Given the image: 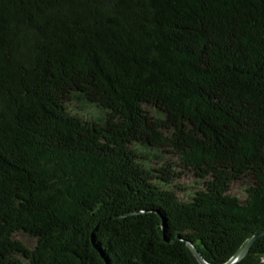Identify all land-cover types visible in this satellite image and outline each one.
Listing matches in <instances>:
<instances>
[{"label":"trees","instance_id":"trees-1","mask_svg":"<svg viewBox=\"0 0 264 264\" xmlns=\"http://www.w3.org/2000/svg\"><path fill=\"white\" fill-rule=\"evenodd\" d=\"M263 230L264 0H0V264H226Z\"/></svg>","mask_w":264,"mask_h":264},{"label":"water","instance_id":"water-1","mask_svg":"<svg viewBox=\"0 0 264 264\" xmlns=\"http://www.w3.org/2000/svg\"><path fill=\"white\" fill-rule=\"evenodd\" d=\"M262 236H264V230L260 234L255 235V236L251 237L250 239H248L243 244V246L241 247L239 252L226 264H238L241 261H243L249 255V253H250L253 245L256 243V241L259 238H261ZM190 247H191L193 253L195 254V256L197 257L198 261L200 262V264H210L201 256V254L193 246L190 245Z\"/></svg>","mask_w":264,"mask_h":264},{"label":"clouds","instance_id":"clouds-1","mask_svg":"<svg viewBox=\"0 0 264 264\" xmlns=\"http://www.w3.org/2000/svg\"><path fill=\"white\" fill-rule=\"evenodd\" d=\"M261 264H264V255L261 256Z\"/></svg>","mask_w":264,"mask_h":264}]
</instances>
